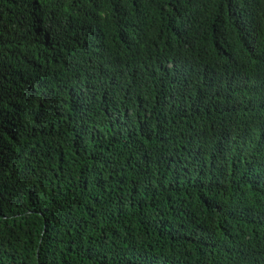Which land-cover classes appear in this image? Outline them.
Returning a JSON list of instances; mask_svg holds the SVG:
<instances>
[{"label":"trees","instance_id":"trees-1","mask_svg":"<svg viewBox=\"0 0 264 264\" xmlns=\"http://www.w3.org/2000/svg\"><path fill=\"white\" fill-rule=\"evenodd\" d=\"M0 264H264V0H0Z\"/></svg>","mask_w":264,"mask_h":264}]
</instances>
